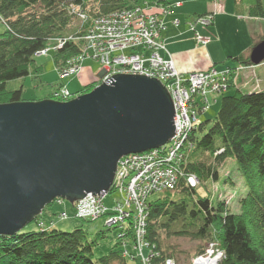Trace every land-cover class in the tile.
<instances>
[{
	"label": "trees",
	"instance_id": "16d2710c",
	"mask_svg": "<svg viewBox=\"0 0 264 264\" xmlns=\"http://www.w3.org/2000/svg\"><path fill=\"white\" fill-rule=\"evenodd\" d=\"M262 1L256 0L251 10L253 15L264 16ZM133 2L0 0V104L25 100L24 87L12 90L8 89V83L37 75L41 68L34 64L39 52L57 39L83 35L97 17L130 8ZM72 6L87 16L73 33L70 31L80 17L72 12ZM261 39L264 36L256 45ZM84 42L70 39L62 48L51 51L55 66L62 68L69 59L80 55ZM233 60L241 65H253L250 56H237ZM91 84L82 91H87ZM206 123L200 122L188 136L192 152L187 172L196 174L201 183L218 182L220 167L227 159L234 160L247 186V194L238 201L241 212H231L226 203L203 195L198 190L201 185L191 187L185 178L164 196L150 197L145 237L150 246L147 254L151 264L176 259L168 242L172 236L206 244L219 242L225 252L220 264H264V91L237 90L223 96L212 124ZM127 229V241L123 243L118 237L119 244L126 248L134 239L133 227ZM98 235L104 237L105 233L101 231ZM94 243L81 226L70 231L23 228L13 235H0V264H113L116 261L128 264L122 255L124 249L94 259ZM204 251L202 245L192 259Z\"/></svg>",
	"mask_w": 264,
	"mask_h": 264
},
{
	"label": "water",
	"instance_id": "95a60500",
	"mask_svg": "<svg viewBox=\"0 0 264 264\" xmlns=\"http://www.w3.org/2000/svg\"><path fill=\"white\" fill-rule=\"evenodd\" d=\"M253 65L264 62V40ZM68 101L0 104V235L23 229L58 197L108 191L118 161L175 135L171 96L155 77L115 74Z\"/></svg>",
	"mask_w": 264,
	"mask_h": 264
},
{
	"label": "rangeland",
	"instance_id": "374dc122",
	"mask_svg": "<svg viewBox=\"0 0 264 264\" xmlns=\"http://www.w3.org/2000/svg\"><path fill=\"white\" fill-rule=\"evenodd\" d=\"M146 1L152 3L160 0H134L132 5H143ZM171 2L174 4L179 2L180 5L175 6L172 13L160 15L166 23V28L162 31L161 37L165 41L169 54L173 57L174 66L180 71V74L188 75L199 70H207L213 66L219 69L231 67L236 72L233 86L228 87V90L224 94H208L212 105L206 113L201 112L203 114L200 115L198 112L189 111V115L191 114L192 117L196 115L195 122H198L197 125L204 121L209 126L219 111L224 95L234 94L237 90L244 93L264 91V62L258 65H241L233 60L237 56H251V52L258 39L264 36V16H256L251 13L253 6L256 4V0H171ZM262 9L264 12V0L262 1ZM208 13H214V22L211 25L202 27L198 22L196 23V18ZM174 19H178L179 22L175 24L173 22ZM82 22L81 19L75 21L73 29L70 32H76ZM0 28H2L1 25ZM197 34L211 35L212 39L205 46V43L197 42ZM77 39L75 37V40ZM57 40L50 45L49 48L51 50H54L55 46H57ZM263 40L261 39L260 42ZM129 52L127 51L126 53ZM168 59L170 60V58ZM34 65L41 68L37 75L31 74L25 79L12 80L8 83V89L13 90L21 86L24 87V99L26 101L44 100L50 95L52 96L54 90H57L61 86H65L72 93L71 97L67 99L68 101L71 98L92 92L97 87L96 82L102 80L105 76L103 75L104 73L107 74V72L102 71L103 67L100 62L93 58H86L79 72L62 80L59 74L61 68L55 66L53 52L50 53V51L48 55H37ZM99 74H102V76L99 77ZM89 84L93 86L90 85L88 89L86 88L87 91H82ZM166 84L167 82L163 83V86ZM170 96H172L171 92ZM193 98L198 97L195 96ZM171 99L173 101V97ZM56 101L64 102V99L59 98ZM184 104L186 103L184 102ZM175 107L176 105H174V109ZM192 108L194 107L192 106ZM180 113H182V110ZM168 144L170 143L168 142ZM198 190L203 195L213 197L216 201L227 202L228 209L233 213L241 212L238 201L247 194L244 177L237 163L232 159H227L220 167V179L218 182H202ZM165 194V192L157 193L151 198L156 199ZM120 195L119 191L111 190L104 200L106 205H102L101 209L105 210L107 206L112 207L119 198L123 197ZM77 202L79 201L71 202L67 198L58 197L45 205L41 212L35 215L24 228L26 230L34 228L40 230L57 228L70 231L81 226L87 231L90 241L95 242L94 259L109 255L112 250H122L125 248L124 245L119 244V238L121 239L119 235L123 232L121 226L108 225L105 216L95 219L89 216L84 218L74 217ZM101 231L105 233L104 237L98 235ZM168 242L174 249L176 258L174 260L178 264H191L192 257L196 254L199 247L203 245L206 251L208 244H210H206V242L202 243L199 240H193L188 237L176 236H172ZM211 243H214L222 252V257L219 259L220 264L225 256V252L219 242L213 241ZM127 247L131 248V244L129 243ZM144 252H147V249ZM127 262L136 263V260L133 262L127 259ZM115 264L123 263L116 261Z\"/></svg>",
	"mask_w": 264,
	"mask_h": 264
},
{
	"label": "built area",
	"instance_id": "2783aa9c",
	"mask_svg": "<svg viewBox=\"0 0 264 264\" xmlns=\"http://www.w3.org/2000/svg\"><path fill=\"white\" fill-rule=\"evenodd\" d=\"M175 6L176 3L174 4L171 0L155 3L146 1L143 5H134L130 8L116 10L99 16L93 20L83 35H71L66 38H60L57 40L58 44L54 49L63 47L68 40L75 39V37L85 41L80 57L69 59L64 68L62 67L59 71L64 72L65 75L79 72L81 61L88 57L87 52L90 51L94 59L108 66L107 74L102 78L101 82L107 83L106 79L115 75V73L144 74L159 79L162 84L167 82L168 91L172 93L173 102L176 105V131L172 142L179 144L181 147L188 142V134L198 123L195 122L196 115L194 114L195 117H192L191 114L189 115V111L195 112L196 109H199V112H204L208 108L205 107L206 103L210 105L208 99L210 91L220 92L223 89L226 91L230 86L229 84L234 82V77L221 82L217 69H211L209 72H192L188 76H184L176 69L172 59L164 58L162 52L168 53V51L163 40H159L162 31L165 29V21L160 15L171 13ZM72 12H75L82 21H86V14L80 9L72 6ZM205 18V20L199 18L200 24L206 26L213 23L214 13H208ZM173 22L177 24L178 19H174ZM196 37L199 43L204 44L206 43L205 41L207 43L210 41V37L207 35L197 34ZM128 48L133 50L132 53H126L129 50ZM49 50L51 48L39 52L38 55L46 54ZM225 71L230 73V69H225ZM62 73H60L61 77L64 75ZM221 77H224V74ZM70 93L68 88L63 86L56 91L54 97L67 101L72 95ZM195 96L200 98H193ZM181 110L182 113H180ZM187 132L188 134H186ZM168 146L166 157L162 153H158L159 151L150 150L145 154L126 155L120 159L119 163L121 164L118 167L121 170L125 167L128 169L126 170V177L129 176V172L131 174V169H135V165H141V172L137 173L139 168L135 170L134 175L130 177L132 184L128 187H123L124 174L121 173L124 172L117 174L114 185L116 188L123 187L120 190V196L123 197L112 207L107 206L105 210L101 209V206L105 205L103 203L104 196H102L105 194L104 192L102 195L90 194L76 204V212L80 218L89 216L95 219L105 216L108 225L121 226L123 232L119 236L122 238L126 236L127 228L132 226L134 233L132 243L134 244L137 257H131V259H137L141 264H151V257L143 253L145 249L150 248L149 242L145 237L148 199L151 195L149 193L153 188H155V192L159 189L174 190L178 185V181L174 179L170 169L175 170L178 179L183 171L178 166L175 168L176 161H181V159L176 158L175 161L174 152L168 150ZM148 155L151 158H148ZM151 161L156 163L153 168L150 167ZM186 179L193 186L199 181L197 175L193 173ZM127 255L128 253L126 252L124 257H127ZM221 257L222 252L220 249L214 243H210L204 253L193 258L192 264H219ZM164 264L177 263L174 259L168 258Z\"/></svg>",
	"mask_w": 264,
	"mask_h": 264
},
{
	"label": "bare ground",
	"instance_id": "6f19581e",
	"mask_svg": "<svg viewBox=\"0 0 264 264\" xmlns=\"http://www.w3.org/2000/svg\"><path fill=\"white\" fill-rule=\"evenodd\" d=\"M149 2V1H148ZM153 3V2H152ZM155 3V2H154ZM180 5V3L179 2H176V6H179ZM173 12V10L171 11V13ZM207 14H203V15H200V17H198V18H196V23L198 22L199 24H200V22H199V18H201L202 20H205L206 18H205V16H206ZM178 22H179V20H178ZM212 22H214V18H213V21ZM165 23V22H164ZM176 24V23H175ZM207 24V23H206ZM212 24V23H211ZM211 24H207L206 26L205 25H203V24H200L202 27H208L209 25H211ZM192 26V25H191ZM165 28H166V23H165ZM208 37H210V41H211V39H212V36L211 35H207ZM163 40V38L162 37H159V40ZM84 40V39H83ZM161 40V41H162ZM196 40H197V42H198V38L196 37ZM163 42L165 43V41L163 40ZM206 43H205V46L207 45V41H205ZM165 47H166V44H165ZM167 48V47H166ZM84 49V48H83ZM129 50L128 51H130L131 53H132V49L131 48H128ZM50 51V53H51V51H53V49L52 50H49ZM167 51H168V49H167ZM91 52L89 51V52H87V56L88 57H86V58H93L94 59V57H93V54L91 55L90 54ZM49 54V52L48 53H46L45 55H48ZM145 56H146V54H144ZM162 55L164 56V58H170V59H172L173 60V57L171 56V54H169V51H168V53H166V52H162ZM77 57V56H76ZM78 57H80V55H78ZM85 57V56H84ZM86 58H84V60H82L81 61V64H80V66L82 65V63L86 60ZM96 60V59H95ZM96 61H98V60H96ZM98 62H100L101 63V61H98ZM173 62H174V60H173ZM102 64V63H101ZM64 66V65H63ZM82 67V66H81ZM102 71L103 72H107V69H108V66L107 65H104V64H102ZM64 68V67H63ZM211 69H217V72H218V75H219V77H220V81L222 82V81H225V80H228V79H232L233 77H235V70L234 69H231V67L230 68H227V69H230V73H228V72H226L225 71V69H219V68H217V67H211V68H209V69H207V70H203V71H205V72H209V71H211ZM81 70V69H80ZM178 70V69H177ZM179 71V70H178ZM114 72H115V70H114ZM180 72V71H179ZM197 73H199V72H202L201 70H199V71H196ZM60 73H62V72H59V74ZM62 74H64V72L62 73ZM116 74V73H115ZM117 74H119V73H117ZM224 74V77H221L222 75ZM103 75H106L105 73L103 74ZM141 75H144V74H141ZM71 75H63V77H61V75H60V78L63 80V79H66V78H68V77H70ZM102 76V74H99V77H101ZM184 76H185V74H184ZM186 76H188L187 74H186ZM235 79V78H234ZM103 82H101V81H98L96 84V86H99V85H101ZM108 83V82H107ZM231 83V82H230ZM233 84V83H232ZM232 84H230V86L229 87H231L232 86ZM64 85V84H63ZM61 87H63V86H61ZM165 87H166V89L167 90H169V88H168V86L167 85H165ZM60 88V87H59ZM59 88L57 89V90H54V92L52 93V97H51V95L48 97V98H50V99H48V98H46L47 100H54V101H56V100H58V99H56L55 97H54V94L56 93V91H58L59 90ZM69 90V89H68ZM228 90V89H227ZM226 90V91H227ZM69 92H70V90H69ZM169 92V91H168ZM208 92H209V90H208ZM225 93V91H224V89L223 90H221L220 92H216V91H213V90H211L210 91V95H220V94H224ZM71 94V93H70ZM170 94V93H169ZM224 96H226V95H224ZM172 97V96H171ZM198 98H200V97H198ZM71 99H73V98H71ZM70 99V100H71ZM209 99V98H208ZM24 101H26V100H24ZM20 102H22V101H20ZM11 103H15V102H11ZM209 104L210 105H207V103H206V106L205 107H208L206 110H204V112L203 113H206L209 109H210V106L212 105L211 104V100L209 99ZM195 112H198L200 115L201 114H203V113H201V112H199V109H196L195 110ZM174 121H175V119H174ZM175 123V122H174ZM186 134H188V132L186 133ZM190 135V133L188 134V136ZM187 141H189L188 140V137H187ZM169 143H170V145L168 146L167 144L168 143H165L164 145H162V146H160V147H157V148H153V149H149V150H147V151H143V152H138V153H130V154H128V155H133V154H145V153H147L148 151H150V150H156V151H159L158 153H162V155L164 156V157H166V154H167V146H168V150H170V151H172V152H174L173 153V155H174V159H175V161H176V158H180L181 159V161H176V164L174 165L175 166V168H176V166H178L180 169H183V171L181 172V174L179 175V179H178V177H177V173L175 172V170L174 169H170V173L173 175V177H174V179L175 180H177L178 181V184L181 182V180L182 179H186L190 174H192L191 172H187V168H186V166H187V164H188V158H189V153H191L192 151H191V149H190V143L188 142V143H185L184 144V146L182 145L181 147H180V145L179 144H177V143H174V142H172V138L168 141ZM187 145V146H186ZM126 156V155H125ZM125 156H123V157H121L120 159H122V158H124ZM148 158H151L150 157V155H148ZM120 159H119V161H120ZM119 161H118V165H120L121 163H119ZM118 165H117V168H116V172H115V176H114V181L117 179L116 178V176H117V174H119V173H121L122 171L124 172V173H121V174H124V178H123V187H128L130 184H132L131 183V176L132 175H134V173H135V170H137V168H139V170H138V172L137 173H139V172H141V165H135V169L133 168V169H131V174H130V172H129V176L128 177H126V170H128L126 167L123 169L122 167V170L118 167ZM155 165H156V163L154 162V161H151V166L150 167H155ZM150 170H151V168H150ZM120 171V172H119ZM137 173H136V175H137ZM194 174V173H193ZM138 176V175H137ZM198 179H199V177H198ZM114 181H113V184H112V187L108 190V191H106V192H104L105 194L104 195H102V193H100V195H102V196H104V200L107 198V196L105 197V195L106 194H108L109 195V193H110V191L111 190H117V191H119L120 192V190L121 189H123V187L122 186H120V188H116L115 187V185H114ZM201 185V181H200V179H199V181L193 186V185H190L191 187H194V188H197V187H199ZM136 189H137V187H136ZM169 190L168 189H159L157 192H155V188H153V190H151L150 191V193L149 194H151L150 195V197H152L154 194H157V193H162V192H168ZM90 194H92V193H89V194H87L86 196H88V195H90ZM95 195H98V194H95ZM84 197V198H87V197ZM84 198H81V199H78L77 201H81L82 199H84ZM230 198V197H229ZM232 198V197H231ZM116 203V202H115ZM114 203V204H115ZM227 203V202H226ZM104 204L106 205V203L104 202ZM89 208H93V207H89ZM77 212H76V210H75V212H74V217H76V218H79V216L77 215ZM128 231H126L125 232V235H126V233H127ZM127 239V237L126 236H124L123 238L121 237V242L123 241V243L125 242V241H127L126 240ZM129 243H127L126 244V246L128 245ZM125 247V246H124ZM124 250H128V251H124ZM124 250L122 251V255L124 256V254L127 252L128 253V255H127V257H126V260L128 259V261L129 260H131L132 261V259H131V257L133 258V257H137L136 256V252H135V249H134V244L132 243L131 244V248H129V247H125L124 248ZM144 253V255H148L149 253H148V251L147 252H143ZM146 253V254H145ZM148 253V254H147ZM204 253V252H203ZM150 254H153V253H150ZM149 256V255H148ZM135 260H137V259H135ZM135 260H133V262L135 261ZM137 262H138V260H137ZM113 264H115V262L113 263ZM128 264H134V263H128Z\"/></svg>",
	"mask_w": 264,
	"mask_h": 264
}]
</instances>
